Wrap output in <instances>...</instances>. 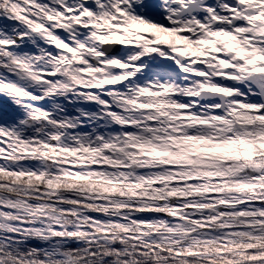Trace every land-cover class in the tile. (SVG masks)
I'll list each match as a JSON object with an SVG mask.
<instances>
[{
  "label": "snow or ice",
  "instance_id": "1",
  "mask_svg": "<svg viewBox=\"0 0 264 264\" xmlns=\"http://www.w3.org/2000/svg\"><path fill=\"white\" fill-rule=\"evenodd\" d=\"M0 264H264V0H0Z\"/></svg>",
  "mask_w": 264,
  "mask_h": 264
}]
</instances>
